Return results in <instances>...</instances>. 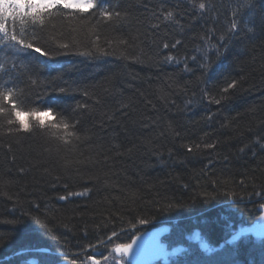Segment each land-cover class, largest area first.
<instances>
[{
    "label": "trees",
    "instance_id": "1",
    "mask_svg": "<svg viewBox=\"0 0 264 264\" xmlns=\"http://www.w3.org/2000/svg\"><path fill=\"white\" fill-rule=\"evenodd\" d=\"M106 2L119 18L92 10L70 19L74 10L61 7L39 32L51 57L29 49L17 58L8 87L23 90L24 111L37 109L45 127L21 116L34 131L9 133L17 125L0 116V233L12 237L0 264L42 262L38 248L65 254L55 257L63 264H92L89 246L116 232L95 257L114 264L115 244L162 222L171 224L169 245L182 243L194 261L197 230L219 245L264 203V29L253 34L243 24L248 0H211L214 11L203 16L193 7L200 0ZM233 10L244 29L234 35ZM61 119L76 125L67 144L51 135H65L51 127ZM169 203L178 207L167 210ZM140 217L150 223L136 224ZM230 247L237 264H264V238L248 233Z\"/></svg>",
    "mask_w": 264,
    "mask_h": 264
},
{
    "label": "snow or ice",
    "instance_id": "2",
    "mask_svg": "<svg viewBox=\"0 0 264 264\" xmlns=\"http://www.w3.org/2000/svg\"><path fill=\"white\" fill-rule=\"evenodd\" d=\"M262 4V0H248V3L245 5L248 11V19L243 21L247 27L249 33L254 34V29L260 27L264 29V6L257 7V5ZM61 7L63 9L74 10L72 15L65 16V18L75 19V13H84L86 11L95 10L98 13L99 18L105 21H111L114 17L119 18L121 13L116 11L111 5H109L106 0H0V116L6 117V122L8 125L16 124L15 129L9 127L8 132H32L34 131V126L27 119H21V116L35 118L37 121V127L43 129L45 127V121L41 119L40 113L37 109L33 108L28 111H24L25 99L23 98V90L13 87H8V84L14 80V77L11 75L12 72L16 71V61L17 58L22 54H27L28 50L31 49L36 53H39L41 56L51 57L52 53L47 50L41 49L38 46L39 32L46 27V20L54 18L55 15H59ZM193 7H197L199 10L200 16L204 14H211L214 11L215 5L211 0H200L198 5L193 4ZM55 10V12L53 11ZM233 20L231 22L229 33L234 35L238 31L244 30L241 26V21L238 18V10H233ZM173 17V12L169 11L165 15V19H170ZM11 19L13 23L12 30L9 31L7 22ZM19 19L20 28L19 31L16 30L15 21ZM30 22L31 30H29L26 25ZM225 36H221L220 41L225 40ZM180 41H176V44H179ZM224 45L221 44V47ZM61 47L67 49L68 45L64 44ZM165 48L168 47L167 44L164 45ZM176 47V45H172ZM11 50L12 56L9 58L6 53ZM80 55H89L90 53L81 52ZM217 55H222L219 48H217ZM171 59V57H169ZM195 59V58H193ZM11 64V68L8 65ZM21 68H27V66L21 62ZM202 68L207 72L210 68V65L207 62V57H205V62L202 65ZM187 70V66H186ZM8 74V80H4V76ZM18 76L19 73L17 72ZM35 83V81H33ZM236 86V82L228 85V88H233ZM60 92H65V89H60ZM227 91V89H225ZM219 103V101H216ZM5 105H10L6 107ZM47 114H52L53 109L51 107L44 110ZM52 128L63 129L65 135L57 136L56 132L51 133L53 137H56L62 140L65 144L69 143V140L66 137L76 136L75 131H69L70 128L75 129V124H69L66 120L61 119L58 123L51 125ZM79 137H77L78 139ZM259 143V139L257 140ZM264 146V145H262ZM207 147H212V145H207ZM243 150V149H242ZM191 151V148L188 149ZM86 194V193H85ZM71 195V194H70ZM259 195V193H257ZM231 198V197H230ZM61 200L65 199L64 196L60 197ZM178 205L169 203L166 208L171 210ZM259 216L258 220L264 222V203L259 205ZM37 224L41 222L36 221ZM150 223L148 218L140 217L137 218L136 224L138 225H147ZM136 225H132V229H135ZM231 228V225H229ZM131 230V229H130ZM248 233H253L256 235L257 239L264 238V226H256L253 228H244L241 227L239 231L231 233L230 239H225L224 242L219 247L211 246L210 243L200 237L199 233H196V240H198V249L196 252L197 259L191 261L187 257L192 254L191 250L183 245H178L174 247L173 255L183 256L184 259L180 261V264H237L234 259V255L237 253L238 249L232 248L241 237L247 235ZM118 234L116 232L112 233V236L115 237ZM143 233L134 234L131 236V242L129 243H117L114 247L115 257L113 258L114 264H128L133 252L134 246L138 244L142 237ZM55 242L60 243L59 237H51ZM12 239L11 236L4 237L0 233V247H3L5 243L10 242ZM111 239V238H109ZM92 247L93 250L95 246ZM158 258H166L169 253L166 251L165 246L162 243H156ZM27 249H22L16 253V255H23ZM40 253L45 255V259L42 262L37 260H28L26 264H63V261L56 259L57 256L65 255L59 251L55 253H48L46 248L37 249ZM96 254L93 251V255L87 257L92 264H100V261L95 258ZM104 261H108L109 256L103 257ZM71 264H77L76 260H72Z\"/></svg>",
    "mask_w": 264,
    "mask_h": 264
},
{
    "label": "water",
    "instance_id": "3",
    "mask_svg": "<svg viewBox=\"0 0 264 264\" xmlns=\"http://www.w3.org/2000/svg\"><path fill=\"white\" fill-rule=\"evenodd\" d=\"M256 226H264V222L259 221L258 217H257V222H255L251 226H246L245 228H253ZM170 228H171L170 224L165 222L162 224L151 226L145 231L140 232L143 233V235L140 241L138 242V244L134 246V252L129 260L130 264H151L159 259H163L164 261H166L169 256H173L172 253L174 252L175 246L168 248L167 243L162 240V238L165 237L167 233H169ZM227 239H230V237H228ZM157 242L162 243L165 246L166 251L169 253V255L166 258H158V253L156 248Z\"/></svg>",
    "mask_w": 264,
    "mask_h": 264
},
{
    "label": "rangeland",
    "instance_id": "4",
    "mask_svg": "<svg viewBox=\"0 0 264 264\" xmlns=\"http://www.w3.org/2000/svg\"><path fill=\"white\" fill-rule=\"evenodd\" d=\"M103 243H104V242L95 245V248H94V250L92 249V251H95V252H97V253L99 254L100 251L102 250V245H103ZM96 255H97V254H96ZM103 264H108V263L105 261Z\"/></svg>",
    "mask_w": 264,
    "mask_h": 264
},
{
    "label": "bare ground",
    "instance_id": "5",
    "mask_svg": "<svg viewBox=\"0 0 264 264\" xmlns=\"http://www.w3.org/2000/svg\"><path fill=\"white\" fill-rule=\"evenodd\" d=\"M261 200H263V201H264V196L262 197V199H261ZM196 233H199V234H200V231H198V230H197V231H196ZM196 233L194 234V241H196V242H197L198 240H196V238H195V236H196Z\"/></svg>",
    "mask_w": 264,
    "mask_h": 264
}]
</instances>
